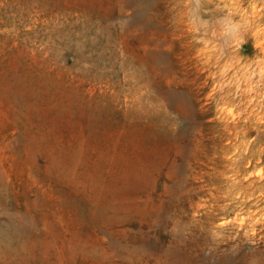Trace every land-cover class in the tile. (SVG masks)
<instances>
[{
  "label": "rangeland",
  "instance_id": "obj_1",
  "mask_svg": "<svg viewBox=\"0 0 264 264\" xmlns=\"http://www.w3.org/2000/svg\"><path fill=\"white\" fill-rule=\"evenodd\" d=\"M0 264H264V0H0Z\"/></svg>",
  "mask_w": 264,
  "mask_h": 264
},
{
  "label": "bare ground",
  "instance_id": "obj_2",
  "mask_svg": "<svg viewBox=\"0 0 264 264\" xmlns=\"http://www.w3.org/2000/svg\"><path fill=\"white\" fill-rule=\"evenodd\" d=\"M133 79H134V80H137L138 78H137V76H136V77H134ZM134 104H135L134 107H138V106H139V101H138L137 96H136V99H135V101H134Z\"/></svg>",
  "mask_w": 264,
  "mask_h": 264
}]
</instances>
